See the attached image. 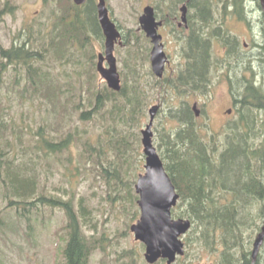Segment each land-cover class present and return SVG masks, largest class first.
<instances>
[{"label":"trees","instance_id":"obj_1","mask_svg":"<svg viewBox=\"0 0 264 264\" xmlns=\"http://www.w3.org/2000/svg\"><path fill=\"white\" fill-rule=\"evenodd\" d=\"M53 1L60 16L50 30L49 45L42 47L44 45L36 42L31 45L20 41L17 46L12 44L11 50L0 48V87L4 73L12 65L9 76L18 96L28 97L31 103L36 100L39 104H49L48 109L53 111L49 124L40 123L35 131L28 132L12 119L6 120V112L0 104V140L5 145L1 148L0 144L3 198L8 199L7 208L15 216L17 214L18 220H29L31 215H39L44 210L64 214L67 221L58 229L64 232L63 243L59 246V264H92L98 251L102 253L100 264H136L138 260L141 264H149L136 249L115 250V258L109 260L107 248L118 244L122 231L111 235L104 231L105 224H102L103 231L99 233L97 206L91 205L90 196L75 198L77 185L72 181L76 175L73 169L75 172L80 169L84 177L91 173L95 181L99 176L98 186L103 185L105 193L101 198L110 205L111 213L122 209L127 214L125 232L129 233L131 223L139 215L135 183L142 172L141 129L147 107L142 105L144 94L142 86L138 85L142 82V74L137 62L140 56L136 53L142 56V32L139 34L118 25L128 32L124 35L127 46L122 54V62L128 68L127 77L120 91L107 86L100 90L95 82L97 54L92 41L100 40L102 45L104 36L96 0H88L82 6L75 5L72 0ZM253 1L254 5L259 4V0H191V4L203 6L209 14L207 7L212 5L232 3L243 8ZM12 11L11 8L9 12ZM204 53L197 51L194 58L198 62L192 71L194 79L199 80L205 73L207 58ZM52 59L58 64L54 65ZM243 80L238 109L242 121L234 128L229 126L208 137L193 120L189 106L177 110L169 108L171 117L186 120L178 128L156 127L155 143L180 194L172 214L192 221L186 245L189 249L193 246L203 248L213 264H252L254 240L264 218V144L258 142L256 145L255 142L264 136V86L254 88L252 80ZM67 111L69 114L65 113ZM79 111L78 119L83 122L94 119L93 127L77 126L66 134L58 133L54 126L60 127L72 120L74 113ZM52 130L58 134L49 132ZM25 133L31 134L27 146L23 145ZM221 135L226 137L225 143L219 139ZM75 141H79L77 147L80 144L76 158L71 154ZM17 144L26 148L20 149ZM65 151H69V158L61 162L71 184L66 192L74 190L68 199L48 193L46 186L50 174L54 175L52 157ZM189 254L190 251L178 262L185 261ZM194 258L196 260V256ZM263 260L264 243L255 264H262ZM193 263L185 261L184 264Z\"/></svg>","mask_w":264,"mask_h":264},{"label":"rangeland","instance_id":"obj_2","mask_svg":"<svg viewBox=\"0 0 264 264\" xmlns=\"http://www.w3.org/2000/svg\"><path fill=\"white\" fill-rule=\"evenodd\" d=\"M52 1L53 0H0V48L3 47L4 49L11 50L13 47V41H17L16 46L20 41H27V43L31 45L32 42H36L37 45H44L42 47L49 45L52 36L50 30L54 26L56 19H58L60 16V11ZM156 2H161V0H108L110 9H112L113 12L112 16L117 20L118 24L124 26V28H129L130 30L133 29L139 34L141 33L139 30V16L142 14L144 6L148 4H154ZM166 3L175 5L178 3V0H168ZM254 4L255 2L253 1L250 6H254ZM11 6L16 8L15 13L12 15L8 14ZM32 29L34 31H32ZM166 36L171 40L170 35ZM145 40L146 39L142 34L140 50L142 49V45L144 44ZM92 42L96 54L103 51V43L101 45L100 40H93ZM123 48L117 46L115 53L118 59V69L122 74V83L124 85L128 68L125 67L122 62V54L124 53ZM137 49L138 48L135 47V50ZM136 55L140 56V58L137 59V62L139 72L142 74L144 73L142 72V56L140 53H136ZM82 59H85V56H83ZM52 60L55 61V64L53 62L54 65L58 64L56 63L57 60ZM245 63L249 64L248 61H245ZM11 68L12 65L9 66L8 72L4 73L0 87V104L3 108V111L6 112L4 118L6 120L8 118L12 119L17 123L18 126H23L26 128L28 132L30 129L35 131V127L40 123H42L43 126L49 124L53 117V114L51 113L53 111L47 107L49 104H39V102L36 100H34V103H31V101L28 100V97L24 99L20 98L16 93V89L13 88L11 83V76H9L12 74ZM237 71H239V69ZM57 72H59V69H57ZM96 73V87L100 90H103L105 86H107V83L104 81V78L101 76L98 70ZM167 77H171L170 70L167 72ZM151 78L152 77L149 76L147 79L142 78L141 84L138 85L142 86V93L144 94L142 95V105H147V109L152 104L157 105L159 102L163 103V108H160L163 110L158 112L157 118L154 122L153 132L155 136V126L159 129H163L164 127L169 129H175L176 127L178 128L179 123L176 124L172 118L167 115L169 112L168 108L180 109L182 106L187 107V102L185 99L192 101L194 97L182 87L174 88L170 85L166 86L164 89L158 87L156 84L152 83ZM258 79L262 83V86H264V77H258ZM225 80L227 79L217 77L211 93L206 96L208 101H203L202 98L198 97L199 105L201 106L203 105V102H206V109H208L210 113L211 119L205 118V115H203L202 117L204 118L198 120V124L208 137L210 136V133L214 132L215 130L220 132L224 129V127H222V125H224L223 111L225 109L227 110L229 105L228 93L226 91V89H229V86L226 85ZM260 82L259 85H261ZM212 84H214V82ZM243 84H245L243 79L237 80L236 86L241 88ZM85 95L87 94L85 93ZM121 100H124V98ZM86 107L90 108V105L87 104ZM80 111L77 112V114L74 113V117L72 118V120L75 118L74 122L72 120H67L68 122L62 123L60 127L54 126L58 128V133L61 132L66 134L68 131H74L77 126L82 128L85 127L84 125H87V128L91 129V127H93L91 126L92 120L94 119L91 121H85L86 123L80 121L77 117ZM65 113L69 114L68 111ZM262 114L264 117V113ZM148 121L149 117L147 113V116L142 121V125H144L143 127H145ZM3 130L6 132L5 128ZM49 132L54 133L55 135L58 134L54 130ZM30 135L31 134L29 133H25L24 141L26 143L23 145H29L28 143L31 142ZM221 141L222 143L226 142L225 138H222ZM78 142L79 141H75L71 147V154L75 158L78 157L77 153L79 150L78 147L80 145L78 144V147L76 146ZM255 142L256 145H258V142L259 144L263 145L264 136H261L260 140L256 139ZM0 144H2L1 148L3 146L5 147L1 140ZM17 147L20 149L26 148L25 146H21L19 144H17ZM69 154V151H65L58 157H52L51 164L53 165L54 175L50 174V177L46 181L48 193L57 196H63L64 199L70 198L74 193L73 189L72 192L68 194L66 192V189H68L71 184L66 175V169L61 162L67 160L69 158ZM140 161L142 162L143 171V155L140 158ZM73 163H76L75 160ZM54 168H56L57 171ZM73 172L76 175L73 177L72 181L75 183V185H77L75 198H79L81 195L90 196L92 199L91 205L97 206L98 208L96 213L98 215L97 217L99 218V233L103 231L102 224H105L104 231L111 235L117 231H122V233H120L121 236L118 240V244H114V248L117 249H114L113 247L107 248L106 253L109 260L111 261L115 258V250L118 249H136L139 255H141V257L143 255L144 257L145 248H142L141 243L134 239V235L131 231H129L128 234L125 232L127 229L126 224L128 222L126 218L127 214L122 209L121 211L115 209V211L111 213L112 208L110 205H107L106 200L101 198V196H105V193L103 185L100 187L98 186L100 184L99 176L97 177L98 181H95L94 176L91 173H89L87 177H84V172H80V169L79 172H75L73 169ZM43 177L46 179L45 174H43ZM2 192L3 189L0 183V264H59V261H61L59 260L61 258L59 246L63 243L61 238L64 232L63 230L58 229L64 222V214L57 210H54V213H51L50 210H44V213L39 215H31L29 220H18L17 214L15 216L12 210L7 208L9 201L7 198H3ZM127 210L129 211V209ZM131 217V214H129L128 218ZM137 219L138 216L134 218L133 222H135ZM86 232L88 235L92 234L90 231ZM187 250L190 251L188 258L185 259L187 262L190 261L193 263L199 259L201 260L199 262L207 263L208 260L212 259L211 257H208V254L204 251V249L199 246H193L192 249L187 248ZM101 256L102 253L98 251L92 258V264H100L99 260ZM194 256H196V260ZM139 262L140 260H138L136 264H141ZM177 264L184 263L178 262ZM209 264H213V262H210ZM262 264H264V260Z\"/></svg>","mask_w":264,"mask_h":264},{"label":"flooded vegetation","instance_id":"obj_3","mask_svg":"<svg viewBox=\"0 0 264 264\" xmlns=\"http://www.w3.org/2000/svg\"><path fill=\"white\" fill-rule=\"evenodd\" d=\"M154 8L166 62L160 74L153 71L150 58L154 43L142 25V34L146 39L142 45V72L145 73H142V78L152 77V83L163 89L169 85L182 87L192 94L193 100L185 101L197 123L204 118L203 115L211 119L206 102L200 106L198 97L207 100L206 96L211 93L217 77L226 78L229 105L223 111V124L234 128L242 121L237 111L243 91L236 86L237 80L246 78L250 81L249 78L253 77L252 86L258 88V77H264V15L261 6H209L207 14L203 6L191 5L186 15H182L181 5H157ZM213 9L221 12L211 13ZM192 10L198 11L194 14ZM166 35H170L171 40ZM197 51H204V58H207L205 73L199 80L194 79L192 74L193 68L198 65L194 59ZM168 70L170 78L167 77ZM173 119L178 123L186 121L180 120V117ZM188 121H192L191 117ZM222 138L226 137L220 136L219 139Z\"/></svg>","mask_w":264,"mask_h":264},{"label":"water","instance_id":"obj_4","mask_svg":"<svg viewBox=\"0 0 264 264\" xmlns=\"http://www.w3.org/2000/svg\"><path fill=\"white\" fill-rule=\"evenodd\" d=\"M77 4H83L86 0H74ZM264 12V0H260ZM98 17L105 35V56L99 55L98 71L107 81L108 85L115 89H121V77L117 68L114 47L116 41L120 40L121 33L116 23L112 20L106 0L98 2ZM183 6V12H186ZM154 10L147 6L144 14L140 16V24L149 37H152L155 47L152 52V65L156 73L162 72L165 55L159 44L160 36L157 34L159 23L153 16ZM185 19V18H184ZM104 59L108 66L103 65ZM158 106L150 109L151 121L143 130V151L145 153V171L138 177L135 185L140 198L138 204L141 208V215L137 223L131 229L136 240L146 245L145 257L150 263H154L160 257L168 258L170 264L176 258V254L184 253V243L180 237L185 234L191 226L189 220L174 219L171 215V208L176 205L179 194L175 185L168 175L163 161L153 143L152 122L157 113ZM264 211V204H263ZM264 242V221L260 232L254 241L252 252L253 259L257 258L259 250Z\"/></svg>","mask_w":264,"mask_h":264},{"label":"bare ground","instance_id":"obj_5","mask_svg":"<svg viewBox=\"0 0 264 264\" xmlns=\"http://www.w3.org/2000/svg\"><path fill=\"white\" fill-rule=\"evenodd\" d=\"M256 259H252V264H255Z\"/></svg>","mask_w":264,"mask_h":264}]
</instances>
